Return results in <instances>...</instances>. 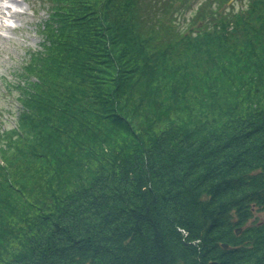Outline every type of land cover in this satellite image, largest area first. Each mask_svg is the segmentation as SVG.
<instances>
[{
	"label": "trees",
	"instance_id": "16d2710c",
	"mask_svg": "<svg viewBox=\"0 0 264 264\" xmlns=\"http://www.w3.org/2000/svg\"><path fill=\"white\" fill-rule=\"evenodd\" d=\"M228 1L48 0L0 264H264V0Z\"/></svg>",
	"mask_w": 264,
	"mask_h": 264
},
{
	"label": "rangeland",
	"instance_id": "374dc122",
	"mask_svg": "<svg viewBox=\"0 0 264 264\" xmlns=\"http://www.w3.org/2000/svg\"><path fill=\"white\" fill-rule=\"evenodd\" d=\"M233 4L234 6H231ZM196 6L193 4V7ZM231 6V7H230ZM239 2L229 0L225 9H237ZM48 0H0V124H14L18 102L16 89L8 90L3 77L13 79L28 50L40 48V23L47 17ZM186 18H189L187 15ZM179 23V21H178ZM184 26V24H180ZM259 216L262 213H257Z\"/></svg>",
	"mask_w": 264,
	"mask_h": 264
},
{
	"label": "water",
	"instance_id": "95a60500",
	"mask_svg": "<svg viewBox=\"0 0 264 264\" xmlns=\"http://www.w3.org/2000/svg\"><path fill=\"white\" fill-rule=\"evenodd\" d=\"M210 264H216V262L215 261H212V262H210Z\"/></svg>",
	"mask_w": 264,
	"mask_h": 264
}]
</instances>
